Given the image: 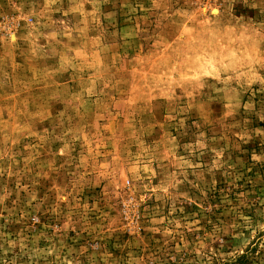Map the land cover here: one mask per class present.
<instances>
[{"label": "rangeland", "instance_id": "1", "mask_svg": "<svg viewBox=\"0 0 264 264\" xmlns=\"http://www.w3.org/2000/svg\"><path fill=\"white\" fill-rule=\"evenodd\" d=\"M0 264H264V0H0Z\"/></svg>", "mask_w": 264, "mask_h": 264}]
</instances>
